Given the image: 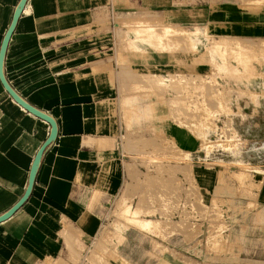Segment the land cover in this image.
I'll return each instance as SVG.
<instances>
[{"label":"crops","instance_id":"0c3cea01","mask_svg":"<svg viewBox=\"0 0 264 264\" xmlns=\"http://www.w3.org/2000/svg\"><path fill=\"white\" fill-rule=\"evenodd\" d=\"M20 1L0 0V51ZM174 2L181 3L180 0ZM190 2L193 3L192 8L203 14L202 25L208 26V32L219 43L212 44L213 51L219 47H230L232 51L251 48L253 69L264 73L256 56L264 43V0ZM168 3V0L138 2L155 11L176 9L173 2L170 8L163 7L169 6ZM98 13L99 0H28L9 42L3 64L7 82L26 102L55 119L58 134L41 159L29 198L9 219L0 223V264H74V261L85 259L90 253L98 256L96 247L100 250L102 244H106V231L107 249L115 252L117 238L111 237L110 229L116 224V203L119 199L127 200L136 188L142 190L141 184L138 186L131 182L133 174L129 177L128 165L135 164L125 157V152L134 153L139 145L140 148L160 146L163 135L177 149L190 154L199 145L190 129L179 127L169 118V106L164 103L153 105V102L152 108H155L160 120L155 128L162 135L153 137L145 134L140 141L129 138L125 145L122 143L121 138L127 135L126 118L130 115V108L125 102L135 97H132L135 95L132 90L135 80L125 65L106 54L111 46L100 44L99 30L94 28ZM223 40L229 41V44ZM220 41L225 43L220 44ZM237 41L251 43L237 44ZM203 59L205 62L199 68L198 73L201 74L198 77L208 80L213 72V61L210 57L211 61H208L207 56ZM213 60L222 66L221 58ZM229 61L234 66V61ZM152 63L156 70L171 74L177 61L168 53H158L151 58ZM222 82L217 79V83ZM243 83L264 85V75L254 74ZM173 87L177 93L182 90L178 85ZM160 90L156 93L163 100L165 92ZM262 99L259 103L263 107L258 109L255 118L246 115L242 121L234 122L244 136L254 140L248 147L244 146V155L238 158L239 162L246 163L251 159L253 165L260 169L252 172L247 187H241L232 180V176L223 177L217 170L206 167L193 170L194 183L208 202L205 212L209 215L213 208L214 211L227 210V194L230 192L241 195L231 203L234 218L229 222L235 219L232 225L235 233L230 232L220 239L222 236H218V230L227 221L212 215L194 223L195 228H199L197 237L195 231L173 237L170 251L159 254L154 264H264ZM165 100H168L166 96ZM133 102L137 103V100ZM140 131L148 132L144 127ZM50 133L49 123L20 106L0 80V216L9 212L25 195L36 155ZM176 167H172L174 172L189 171L185 166ZM166 169L162 164L157 165L156 173ZM140 172L143 173L142 170ZM151 177L148 175L145 181ZM156 178L160 179L158 175ZM177 179L184 186L180 194L173 193V196L190 202L195 190L187 188L181 173ZM250 191L251 200L245 197V194L251 195ZM149 192L154 191L150 188ZM250 203L249 210L247 205ZM146 205L149 209H145ZM153 207L147 198H142L139 211L124 207L122 213L140 231L148 232L160 222L141 213L155 214L151 212L159 209L154 211ZM246 212H250L249 222L244 218ZM135 218L150 222L152 227L148 230L138 227L134 223ZM249 227L250 237L242 239L238 229L245 231ZM128 235L122 237L127 240H124L121 250L125 259L132 251V239ZM227 240L232 252L220 255L211 252L213 245L218 248L217 243L225 244ZM245 242L250 243L246 249L242 247ZM157 243H161L159 239ZM200 243L203 245H200L201 248L198 246Z\"/></svg>","mask_w":264,"mask_h":264},{"label":"rangeland","instance_id":"374dc122","mask_svg":"<svg viewBox=\"0 0 264 264\" xmlns=\"http://www.w3.org/2000/svg\"><path fill=\"white\" fill-rule=\"evenodd\" d=\"M139 1L99 0V13L95 18L94 28L99 30L100 44L111 46L106 54H110L113 59L116 58L122 66L125 65L135 80L132 89L135 93L132 97H135L131 101L127 99L125 102L130 108V115L126 118L128 122L126 134L128 136L121 138L122 143L125 145L129 138H136L140 141V137L145 134L153 137L161 134L155 128L160 120L155 114V108H152L153 102V105L164 103L169 106V118H172L179 127L190 129L199 145L191 155L177 149L163 135L160 146L151 145L140 148L139 145L138 151L125 152V157L135 164L128 165L129 177H131V173L133 174L131 182L138 186L141 184L142 190L136 188L127 200L120 201L119 199L116 203L114 213L116 224L110 229L111 237L117 238L116 251L109 252L107 249L108 232L106 231V244H102L103 248L100 250L96 247L98 256L90 253L85 259L74 261V264H154L159 254L170 251L169 246L173 237L187 231L193 233L195 231L197 237L199 228H195L197 226L194 223L210 218L212 215L215 216L213 218H221L230 225L227 226V223L223 222L224 227L218 230V236L220 234L222 236L220 239L229 235L230 232L235 233V229L232 227L235 219L233 222H229L234 218L232 217L234 213L231 212L233 207L231 203L241 195L230 192L227 194V198H229L227 210L214 211L213 208L212 214L209 215V212H205L209 206L203 196L204 193L194 183L193 170L197 167L217 170L223 177L232 176V180L241 187H247L251 182L253 171H260L257 165H253L251 159H248L246 163L239 162L238 158H243L244 148L254 140L249 136H244L243 132L239 131L234 124L235 121H242V117L246 115L249 118H255L254 115L259 111L258 109L263 107L259 103V99L262 102V98H264V85L243 83L254 74L264 75L262 71L258 72L252 67L251 48L232 51L229 50L230 47H219L213 51L212 44L218 45L219 43L214 40L215 37L211 35L212 33L208 32V26L202 25L204 23L203 14L198 12V9H194V6L192 8L193 3L190 0H180L181 3L168 0L169 6L163 5V7L170 8L173 2L176 9L165 11L146 8V6L139 5ZM223 41L229 44V41ZM225 42L220 41V44ZM242 43L251 42L237 41V44ZM262 46L256 53V56L259 57L260 70L264 68V43ZM158 53H168L175 57L177 63L173 73H162L156 70L155 64H151V58ZM204 56H207L208 59L210 57L213 61V72L210 73L211 78L208 80L199 78L201 73H198L200 66L205 62ZM215 58L223 60L222 66L219 62V64L214 62ZM210 59L208 61H211ZM229 60L234 61V66L230 64ZM194 75L197 76L196 79H191L190 77H194ZM153 76H160V78ZM217 79H221L223 82L217 83ZM175 85L182 89L179 93L174 91L173 86ZM154 87L158 89H153ZM160 89H164V101L160 100L161 96L156 93L161 91ZM165 96L168 100H165ZM134 100H137V103H134ZM260 112L262 113V110ZM143 127L148 132H141L140 129ZM129 135L131 136L129 137ZM126 150L124 149V151ZM140 150L142 152H139ZM161 164L165 166V169L171 167V170L168 168L167 171L156 173V166ZM176 166H185L189 171L187 173L174 172L172 167L177 168ZM141 170L143 173L140 172ZM180 173L185 177L187 188L195 190V194H192L188 203L182 197L178 199L173 196V193L180 194L184 186L183 182L177 179V175ZM148 175H152V177L145 181V177ZM157 175L160 179L156 178ZM150 188L154 191L153 193H147ZM250 194L249 196L245 194V197L251 200L253 199L251 191ZM142 198H147L148 202L154 205L152 210L159 209L156 212L148 210L155 214L144 215L141 213L146 218L160 222L152 231L148 232L140 231L139 228L128 222L122 213L124 207L131 211H139ZM205 206L207 207L205 208ZM247 206L250 210L251 203ZM145 209H149L148 205ZM244 218L245 220L250 219V212H246ZM134 223L145 230L152 227L150 222H144L137 218ZM238 231H241L238 234L242 236V239L250 237V227L245 231L242 229H238ZM126 234H130L128 238L132 239V251L128 254L127 259L121 252L124 240H126V238L123 240L122 237ZM118 237L121 239L119 240ZM156 238L160 240V244L157 243L158 239L156 240ZM217 244L218 248L216 244L212 247L213 254L232 252L229 240L225 244ZM200 245L203 246L202 243L198 246L200 247ZM247 246H250L249 242L242 245L245 249ZM138 248H143V250ZM235 262L242 263V261Z\"/></svg>","mask_w":264,"mask_h":264},{"label":"water","instance_id":"95a60500","mask_svg":"<svg viewBox=\"0 0 264 264\" xmlns=\"http://www.w3.org/2000/svg\"><path fill=\"white\" fill-rule=\"evenodd\" d=\"M27 2H28V0H21L20 1L19 5L15 11L12 24H11V26H10V28H9V30H8L5 38H4V41H3V44L1 47V51H0V80L3 84V86L5 87V89L7 90V92L10 94V96L20 106H22L29 113H31V114L35 115L36 117L46 121L47 123H49V125L51 126V133H50V136L48 137V139L44 142V144L42 145V147L40 148L39 152L36 155V158H35V161L33 163L31 173H30L29 185H28V188H27L25 195L19 201V203H17L9 212L0 216V223L9 219L29 198V196L32 192V189H33V185L35 182L36 174H37L41 159H42L45 151L48 149V147L56 140L57 134H58V128H57V123H56L55 119L53 117H51L50 115L46 114L45 112H42L41 110L33 107L28 102H26L22 97H20L14 91V89L9 85V83L7 82V80L5 78L4 72H3V64H4V59H5V55L7 52L9 42H10L11 37L15 31L17 23H18L21 15L23 13V11L25 10Z\"/></svg>","mask_w":264,"mask_h":264}]
</instances>
